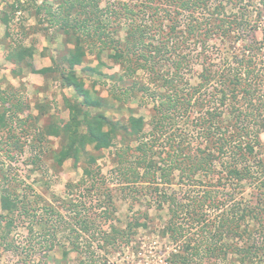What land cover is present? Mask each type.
I'll return each mask as SVG.
<instances>
[{
  "label": "trees",
  "instance_id": "16d2710c",
  "mask_svg": "<svg viewBox=\"0 0 264 264\" xmlns=\"http://www.w3.org/2000/svg\"><path fill=\"white\" fill-rule=\"evenodd\" d=\"M104 1L108 0H57L55 5L45 0L34 5L41 26L65 36V54L60 61L52 58L49 67L35 68V44L22 42L8 48L6 59L17 68V76L55 74L61 88L74 91L73 96H64L69 121L37 129L35 135L40 140L61 138L54 156L59 167L67 161L74 165L83 161L85 167L78 183L67 184V199L61 202L71 215L69 220L52 204L34 208L27 196L19 198L4 187L0 245L17 249L8 238L18 219L28 220L29 233L36 234L38 227L39 244L49 243L48 250L57 245L58 232L69 228L72 251L84 255L80 264H99L92 245L105 249L120 244L128 231L107 224L114 206L111 198L103 197L107 179L97 166L99 155L88 148L101 153L120 141L114 174L125 183V191L158 210L168 209L165 234L176 246L168 264L223 262L230 255L235 263L264 264V65L259 64L263 40L257 39L256 26L248 16L257 0H141L136 4L109 0L103 7ZM232 7L242 16L232 19L227 13ZM9 9L2 21L7 35L13 36L21 27L17 30L10 23L23 5L18 0ZM234 33L246 41L240 54L222 67L212 64L209 39ZM103 53L120 69L110 76L113 85L108 97L85 88V75H101ZM88 55L98 60V66L80 73L78 68ZM195 61H201L203 69L192 84L186 73L192 65L194 72ZM137 98L152 103L148 121L128 107ZM1 99L10 100L6 95ZM15 103L17 110L24 107L21 99ZM110 109H127L130 115L126 120L113 119L106 113ZM30 117L21 123L26 125ZM177 179L179 185L201 193L193 197L168 191ZM254 184L258 191L253 202H237L235 191L242 193ZM221 191L226 193L221 196ZM88 193L100 194L99 200L93 196L89 202L99 213L96 219L82 212L87 205L82 199ZM106 225L110 230H105ZM139 226L137 218L135 227ZM191 226H199L195 237L188 230ZM68 254L65 251L64 257Z\"/></svg>",
  "mask_w": 264,
  "mask_h": 264
},
{
  "label": "rangeland",
  "instance_id": "374dc122",
  "mask_svg": "<svg viewBox=\"0 0 264 264\" xmlns=\"http://www.w3.org/2000/svg\"><path fill=\"white\" fill-rule=\"evenodd\" d=\"M17 1L0 0V215L4 213L1 207L3 189L8 187L19 198L27 196L34 208L52 204L57 210L62 211L66 220H69L71 215L61 208V202L67 199V184H76L81 180L85 164L82 161L74 165L73 161H67L62 167H59L54 156L60 150L61 138L51 136L40 140L39 136L35 135V131L45 126L53 127L54 125L59 127L69 121V112L64 108V96L71 97L74 95V91L61 88L55 74L48 78L28 72L23 76H17L15 71L17 68L6 59L9 47L24 42L25 46L36 45L37 52L32 59L36 69L51 66V61L44 60L40 55H44L48 59L56 58L60 61V53L57 49L59 51L63 49L62 42H65V36L62 32L56 33L53 29L41 26L34 8V5H39L36 0L25 1L26 5L22 9L21 19L16 21L13 17L14 20L10 23L12 28L18 30L21 27V29L13 36H8L7 26L3 24L2 17L5 12H11L9 6L17 3ZM108 1H104L102 6L105 7ZM140 1L129 0L131 4ZM46 2L47 4H57V0H46ZM232 10L229 9V12H227L232 19L242 16V11H239L238 8L232 7ZM251 11L248 12V16L253 21V26H256V37L259 41L263 40L262 50L259 54L261 58L259 64L264 65L263 2L257 0L251 6ZM182 20H185V17H182ZM124 35L125 30H122L121 37L123 38ZM235 35L236 33L227 38L215 35L209 39L208 54L212 56L210 59L212 64L222 67L230 61L231 56L240 54L246 41H242ZM189 51L193 60V49L189 47ZM102 62L103 66L98 68L101 75L94 74L90 77V73H88L84 78H86L88 85L95 84L96 92L100 96L108 97L112 88L111 85H113L110 76L118 73L120 69L107 57V53H103ZM196 62L198 63L195 64L194 72L192 65V71L186 73L192 84L198 82L197 75L203 69L201 61ZM96 66H98V60L94 56L88 55L78 71ZM4 95L10 99L9 102L2 101L1 98ZM17 99H21L24 103V107L18 110L14 107ZM128 107L135 111L136 116H142L146 121L151 117L152 103L147 99L137 98ZM106 113L107 116L113 119L124 120L130 115V111L127 109L122 112L110 109ZM28 116L31 117L28 118L26 125H23L21 121L27 119ZM261 139L264 143V132L261 134ZM120 147V141H116L111 148L103 150L101 153L94 152L93 147L88 149L93 154L99 155L97 166L107 179V185L103 187L106 190L103 197L106 200L108 197L111 198V206H114L113 215L107 224H113L119 230H126L128 233L126 239L120 244L105 249H99L97 244H93L91 250L95 253V259L98 260L99 264H168L169 255L176 248L175 244L165 234V227L169 220L168 209L164 207L163 210H158L156 205L148 200L140 197L138 201L130 196L128 190L125 191V183H122L121 179L114 174L116 168L115 155ZM174 190L182 196L193 195L195 197L201 193L200 189L189 187L186 184L179 185L178 179L168 191ZM257 191L255 184L247 186L242 193L235 191L236 200L237 202L241 201L242 204L243 202H253V197ZM225 193V191H221L219 195L223 196ZM37 196H39L38 203L35 202ZM73 196L71 198H75ZM93 196L97 200L100 198V194L97 196L95 193H88L84 196L86 200L82 199V204L87 202V205H84L86 210L82 212L90 218L99 215L93 209V206L89 207V202ZM98 205L97 203L95 206ZM209 215L212 218L216 216L212 212ZM137 218L140 221L138 228L135 227ZM186 224L188 223H185V226H187ZM28 226V220L18 219L15 229L8 238L10 242H15L18 248L13 251L0 245V264H80V261L83 260L84 255L72 251L68 243L72 237L69 228L58 232L57 245L48 250L49 243L39 244L42 238L38 235V227H35L36 234L31 235ZM130 226H133V228L129 229ZM104 228L110 230L108 225ZM197 229L199 230V226L189 227L188 230H191L190 235L195 237L196 234H199L200 231L197 232ZM85 240H82V242H85ZM65 251H69L67 258L64 257ZM235 260V257L230 255L228 261L211 260L207 263L239 264L235 263Z\"/></svg>",
  "mask_w": 264,
  "mask_h": 264
},
{
  "label": "crops",
  "instance_id": "0c3cea01",
  "mask_svg": "<svg viewBox=\"0 0 264 264\" xmlns=\"http://www.w3.org/2000/svg\"><path fill=\"white\" fill-rule=\"evenodd\" d=\"M60 37H61V36H60ZM61 40L63 41V38H62ZM62 41H60V42H62ZM58 43H59V42H58ZM62 44H63V45H62V46H63V49L60 50V51H59V49H57L58 52L60 53V54H59V57H60V56L63 57V55L65 54V51H66V50H65L66 46L64 45V42H62ZM69 46H70V45H69ZM69 46H68V47H69ZM70 47H71V46H70ZM40 56H41L44 60H49V62L51 61V63H52V58H49V59H48V58L45 57L44 55H40ZM98 63H99V62H98ZM46 67H49V66H46ZM94 68H95V67H94ZM93 75H94V74H93ZM93 75L90 74V77L93 76ZM23 79H25V78H23ZM86 82H87V81H86V78H85V88H86V89H89V90L94 91V92L97 91L96 86H95L94 83L88 85ZM68 90H71V89H68ZM97 94H98V93H97ZM98 95L100 96V94H98Z\"/></svg>",
  "mask_w": 264,
  "mask_h": 264
},
{
  "label": "built area",
  "instance_id": "2783aa9c",
  "mask_svg": "<svg viewBox=\"0 0 264 264\" xmlns=\"http://www.w3.org/2000/svg\"><path fill=\"white\" fill-rule=\"evenodd\" d=\"M19 1L23 5V7L26 5V3H25L26 0H19ZM36 2H37V4H41L43 1L42 0H36ZM21 16H22V9L18 10L15 13L14 18H15L16 21H18L19 19H21Z\"/></svg>",
  "mask_w": 264,
  "mask_h": 264
}]
</instances>
